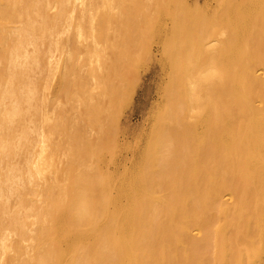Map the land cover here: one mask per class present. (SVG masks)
<instances>
[{
  "label": "rangeland",
  "instance_id": "374dc122",
  "mask_svg": "<svg viewBox=\"0 0 264 264\" xmlns=\"http://www.w3.org/2000/svg\"><path fill=\"white\" fill-rule=\"evenodd\" d=\"M35 1L0 0V264H117L116 248L109 245L120 235L116 222L121 221L115 218L131 217L135 209L158 224L182 201H192L190 170L198 154L191 131L195 118L180 104L178 65L186 64L187 73L197 75L190 66L198 57L199 64L201 57L206 59L205 54L193 55L195 36L204 35L206 48L219 46L213 38L229 24L224 8L229 14L243 0H117L121 15L101 10L95 19L99 24H81L80 38L77 24L63 33L65 24L47 28L40 23ZM25 16L29 22L23 21ZM227 26L222 29H231ZM185 54L193 55L195 63ZM207 86L204 82L200 91L203 100L210 93ZM181 109L187 112L188 132L180 125ZM205 112L200 114L203 123ZM211 158L207 154L203 165ZM214 197L215 217L237 212L232 198ZM145 220L151 232L156 229L157 224L149 221L147 226ZM109 236L115 239L109 241ZM154 242H139L138 249L151 246L146 252L152 259L144 258L160 264ZM136 252L138 258L135 254L131 263L142 264ZM207 252L196 254L199 263L223 257L222 252L207 257Z\"/></svg>",
  "mask_w": 264,
  "mask_h": 264
},
{
  "label": "bare ground",
  "instance_id": "6f19581e",
  "mask_svg": "<svg viewBox=\"0 0 264 264\" xmlns=\"http://www.w3.org/2000/svg\"><path fill=\"white\" fill-rule=\"evenodd\" d=\"M35 2L39 3V5L37 6V8H35V10L39 14V18L38 16H36V18L40 19L38 20L40 21V23L45 24L46 25L45 27L47 28H58L59 27L58 24H63V25L65 24V29L63 30V33L69 31L70 27L72 29L73 24H77L76 25L77 31H78L77 35L79 38L84 36L82 35L81 29H83L82 28L83 25L81 24H99L98 22H96L95 19L98 17L101 10L104 11L105 9H107L110 12H112L113 10L114 11L117 10L119 16L122 13L121 12L122 7L120 8L117 0H36ZM235 3L237 4V6L233 7V4H234L233 3L231 6V8L232 7L233 8L232 9L230 8L231 10H228V11H231L232 15L231 13L229 14L227 13L228 8L223 7L224 9H226L225 11V15H227L226 17L229 18L230 21H232V23L234 22L235 23L230 24L229 19H227L229 22V24H227V20H225L226 24L231 29H229L226 24H223L224 26L226 25L229 30L224 31L226 30L225 28L226 26L225 27L222 26L220 29L222 31L218 30V32L215 34L213 39L218 40L220 42L219 46L217 45L214 46V44L213 46L212 45L208 46L209 44H207L206 42L208 46L206 48L205 41L203 38L204 35L202 34L197 37L195 36L196 38L194 42L195 52L193 51L195 54L193 55L194 56L197 55L198 57V55L202 56L203 54H205L206 63L205 61H202L203 57H201V62L207 64V66H204L205 64L203 65L204 70H203V66H201L203 63L201 62L200 64L198 63V61L200 60V57H198L199 60L197 61L196 65H193L192 67L190 66V69L194 67L195 71L194 70L193 71L197 75H194L192 73H187L188 71L186 70V64H182L180 62L181 64L179 63L180 65H178V66H181V68L179 67L180 71L179 70L178 71L180 72V81L182 84V88H180L181 89L180 94H181L182 101H180L181 102L180 104H183L185 108L187 105L188 115L192 114L191 116L195 118V121L192 122L191 124L192 125L191 131L193 134L191 135L194 136L193 139H195V143H194V140L192 143L196 144V146L195 145L193 146L196 147V149L194 148V150L198 154L195 155L197 156L195 158L196 160L195 165L193 166L192 170H190L191 179L192 178L194 179L192 181L193 182V186H192L193 196L191 195L192 201H189V200L185 202L182 201L183 203L181 202L180 203L181 205H178V207L176 206L175 212L172 215L169 213V215H171V216H168L169 218L164 217V216L162 217L160 215L162 217V220L161 218H158L161 221H159L158 224L156 223L157 225L155 224L154 219L151 220L152 219L151 218L149 220L146 214L142 215L140 214L142 212H139L138 210L135 211V209L132 212L131 217L124 216L123 215L124 213H123L122 214L123 217L120 218V220L118 217H117L118 219L115 218V220L121 221V223L116 222V226L120 230L119 232L120 235L117 234L118 236L116 235L115 237L116 239L111 238V239H115L113 240L114 245L111 242H108V243L112 244V245L109 244L111 247L115 246L112 248L113 250L114 248H116V254L118 257L117 264H128V260L130 264H132L133 261L131 260H133L134 255L136 254L135 256H137L136 249L139 251L140 255L143 257L142 264H150V262L148 263V259H145V258L146 257L148 258V256H151L150 253H149L150 255H148V252L150 251L149 249L151 248V246L149 249L146 248L148 249V252H146V249L144 248L146 245H148L152 241H156L157 243L156 244L154 242L156 244V251H157V254L154 257L157 258L160 264H166V263L167 264H201L203 262H200V263L198 262L199 260L196 254L199 255L200 254L199 251L202 249L203 251L205 249L208 251L207 252L208 254L206 253L207 257L210 256L211 252L215 253L216 255H219V253L222 252L223 257L221 256L220 259L217 256H212L213 260H214V257L215 259H218L219 262L216 261L218 262L217 264H263L264 263V197L260 196V193H261L260 190L264 191V0H243V1L235 2ZM223 6H225V2ZM248 8L250 9L248 10ZM54 9H56L55 12H53ZM253 9L255 10L252 12L251 10ZM157 10H158L157 12H160L159 7H157ZM246 13L248 14L246 15ZM26 16H25V19H23V21L26 22L28 21V19H30L32 22L35 21L33 16L30 15L28 19H26ZM125 19L128 20L127 18ZM157 19H160V18H157ZM222 19H225V16ZM222 28L223 29L225 28V29L223 30ZM91 29L94 31L95 28L94 29L91 28ZM50 31H53V29ZM51 34L53 35V33ZM90 34H92V32ZM95 37L96 35L93 38ZM98 38L99 37H97V39ZM68 42H69V39H68ZM68 42L66 43V45L68 44ZM185 44L187 45V43ZM129 45H130V42H129ZM21 46L19 47L20 50L22 48ZM23 46H24V43H23ZM13 49H15L16 51V47ZM24 50H27V48L26 49L24 48ZM185 50H188V49H185ZM69 51L67 52L68 54H69ZM99 51L101 52V50ZM206 52L209 54H206ZM185 55L187 56V58L188 57L190 58V55H187V54ZM193 55H191L190 61H193V63H195L196 56L194 57ZM192 57H194V59H192ZM204 82L205 84L207 83L210 88L209 95L206 94L208 93L206 90L205 94L208 96L206 100H203L200 95V91H202V88H203L202 86ZM202 95H203V92H202ZM185 108L183 109L185 110ZM203 110H206L207 112L206 119L204 117V123L202 122L203 117L201 118L200 116ZM184 114H187V112H183L181 109V115L178 114V116H180L179 117L180 125L183 127L181 128L184 130V127H185V130H186V126L188 124H187V118ZM170 118H172V115L170 116ZM192 119L190 120L193 121ZM185 130L184 132H188ZM187 130H190V129H187ZM187 136H190V135H187ZM161 143H157V144L160 145ZM154 146H157V145H154ZM207 154L212 156V158L210 162H208V164L203 165L204 157ZM167 164L168 163H166V165ZM168 169L170 168L168 167ZM177 190L179 189L177 188ZM216 195L222 197L223 200L225 201L226 200L228 201V199H231V198L232 200H234L233 202L236 206L234 210H236L237 212L234 215L233 214L230 215L232 217L230 216L221 217L222 214L219 215V217L216 214L217 217H215L211 204H214V201L212 199H215L214 196ZM223 206H226V204L225 205L223 204ZM126 209L128 210V208ZM168 211H166V213ZM154 213H157V212L154 211ZM157 214L159 215V213ZM162 215H164V213ZM120 216L121 215H119V217ZM145 217H146L145 224L148 223L147 226H149V224L153 222H154L153 225H156L155 226L156 229L152 227L153 233L148 229V227L144 225V223H142ZM149 217H150V214H149ZM142 218L144 219L142 220ZM164 218L166 219L164 220ZM142 225H144L143 226L144 228L146 227L145 232L141 230V228H143ZM198 230L203 231L204 235H198V234H201L199 233ZM147 231H149L150 233L148 232V234H146ZM148 235L154 237L155 239H152L151 241L150 237L148 238ZM113 236L114 235H112V237ZM211 236H213V238H211V241L208 242ZM111 239L109 236V241H112ZM139 242H142L140 246H143L144 244H146L143 247V249H138ZM182 248H184L183 250H185L183 254L181 253L183 251ZM196 248L197 250H195ZM109 251H111V249ZM213 253L211 254L214 255ZM104 257H106V255H104ZM152 257L153 255L151 256L150 259H152ZM212 257H210V259H212ZM135 261L136 260H134V262ZM206 264H209V262Z\"/></svg>",
  "mask_w": 264,
  "mask_h": 264
}]
</instances>
